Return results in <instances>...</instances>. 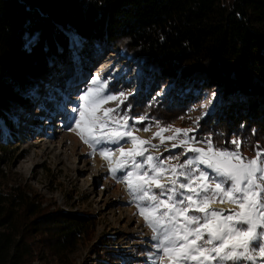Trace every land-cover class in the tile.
<instances>
[{
  "label": "trees",
  "instance_id": "1",
  "mask_svg": "<svg viewBox=\"0 0 264 264\" xmlns=\"http://www.w3.org/2000/svg\"><path fill=\"white\" fill-rule=\"evenodd\" d=\"M69 31L139 68L136 85L116 86L124 79L118 74L109 83L114 92L131 90L119 111L146 115L137 127L188 126L191 106L218 89L217 103L197 123V139L211 136L232 150L239 138L241 152L253 155L256 145L264 149V0H0V166L13 120L31 103L34 77L50 72L53 58L63 61ZM5 184L0 264H31L37 248L66 263L91 220L46 210L25 188Z\"/></svg>",
  "mask_w": 264,
  "mask_h": 264
},
{
  "label": "snow or ice",
  "instance_id": "2",
  "mask_svg": "<svg viewBox=\"0 0 264 264\" xmlns=\"http://www.w3.org/2000/svg\"><path fill=\"white\" fill-rule=\"evenodd\" d=\"M107 86L99 75L91 79L78 107L71 109L78 118L70 117L75 121L70 130L92 152L99 151L113 179L126 183L151 230L152 250L146 254L150 264H264V149L256 145L255 157L249 158L241 152L239 138L231 141L234 148L228 150L215 145L211 136L197 141L190 135L194 128L162 126L157 121L153 138L159 137L161 145L174 141L171 148L183 151L166 158L149 154L145 145L152 149L158 145L133 135L129 123H142L147 116L119 114V106L131 93L106 94ZM110 101H118L117 107L104 108ZM121 141H130L132 147L106 146ZM115 152L119 158L113 161ZM215 204L235 207L216 208Z\"/></svg>",
  "mask_w": 264,
  "mask_h": 264
},
{
  "label": "rangeland",
  "instance_id": "3",
  "mask_svg": "<svg viewBox=\"0 0 264 264\" xmlns=\"http://www.w3.org/2000/svg\"><path fill=\"white\" fill-rule=\"evenodd\" d=\"M68 33L72 39L71 46L69 51L61 50L59 56L63 57V61L53 58L52 70L34 77L36 83L29 90L31 103L22 108L18 118L13 120V134L7 136L9 142L4 155L5 162L0 166L6 178L0 181V187L4 188L5 182L8 187L18 184L30 195L36 196L46 210L70 211L91 220L88 234L80 240L64 264H113L115 258H118L114 261L119 264H150L146 254L152 250V242L149 240L151 230L139 215L126 183L113 179L108 162L99 155V151L92 152L70 130L75 127V121L70 117L78 118V114L72 113L71 109L78 107V98L93 77L99 75L108 81L106 94H118L120 91L130 93L131 90L126 87H119L114 92L109 83L118 74L124 79L118 80L116 86L122 83L128 86L131 80L136 85L139 68L126 62L118 53L104 49L99 43L88 45L87 42H79L72 31ZM35 39L33 37L30 44ZM218 98V89L204 93L189 110L191 124L181 126L176 122L172 126L191 127L196 131L197 123L194 121L211 111ZM117 104L118 101H110L103 107L116 108ZM117 111L123 114L119 108ZM134 121H129L133 135L145 140L151 139L152 144L158 145L157 149L145 145L149 147V154L166 158L169 155H180L183 151L181 148H171L174 141H166L161 145L159 137L153 138V133L158 131L157 126H145L150 127L145 132ZM195 131L190 135L195 136ZM170 134L164 133L166 136ZM196 140L204 141L197 137ZM106 146L114 150L117 147H132L130 141H121L119 145L106 142ZM196 146L205 145L197 143ZM242 153L249 158L256 155L248 151ZM118 158L119 152H115L112 160ZM183 159L185 157L181 156V161ZM37 250L31 264H59L48 254L41 255Z\"/></svg>",
  "mask_w": 264,
  "mask_h": 264
},
{
  "label": "bare ground",
  "instance_id": "4",
  "mask_svg": "<svg viewBox=\"0 0 264 264\" xmlns=\"http://www.w3.org/2000/svg\"><path fill=\"white\" fill-rule=\"evenodd\" d=\"M223 206L231 207V205H229V204H225V205L215 204V205H213V207H218V208H222Z\"/></svg>",
  "mask_w": 264,
  "mask_h": 264
}]
</instances>
